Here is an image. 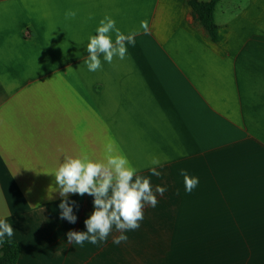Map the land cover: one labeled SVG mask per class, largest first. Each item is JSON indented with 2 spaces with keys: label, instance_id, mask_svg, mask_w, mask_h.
Returning <instances> with one entry per match:
<instances>
[{
  "label": "crops",
  "instance_id": "1",
  "mask_svg": "<svg viewBox=\"0 0 264 264\" xmlns=\"http://www.w3.org/2000/svg\"><path fill=\"white\" fill-rule=\"evenodd\" d=\"M189 1L0 0V219L18 264H264V0H221L218 41ZM105 16L139 34L125 59L101 56L90 72L88 38ZM110 141L167 190L126 242L113 229L68 244L94 197L69 194L77 222L62 220L45 173L65 154L101 159ZM181 169L199 178L191 193Z\"/></svg>",
  "mask_w": 264,
  "mask_h": 264
},
{
  "label": "clouds",
  "instance_id": "2",
  "mask_svg": "<svg viewBox=\"0 0 264 264\" xmlns=\"http://www.w3.org/2000/svg\"><path fill=\"white\" fill-rule=\"evenodd\" d=\"M76 16L75 10L65 12L66 20L75 19ZM140 28L147 33L148 21L142 20ZM96 33L88 38V56L83 61L90 72L102 69L101 56L103 61L109 64L114 58L125 59L127 45H135L139 30L124 34L116 26L114 19L105 16L99 21ZM149 166L152 175H161L157 170L162 166L159 157L151 156ZM139 171L115 142L110 141L105 144L101 159H94L83 152L77 156L65 154L54 171L45 173L55 178L56 186H49L46 198L52 200V193H59L61 201L58 207L62 220L71 224L77 222L73 211L76 202L69 200V194L81 197L87 194L94 197L93 211L84 220L86 231L69 230L66 233L68 244L83 245L88 241L95 245L105 242L113 229L120 232V235L113 239L114 244L119 245L127 241L128 237L124 233L138 229L144 219L143 209L146 206L154 208L158 203L157 194L162 196L167 190L160 185L153 189L150 178L140 175ZM179 174L183 178L185 191L191 193L198 186L199 178L190 176L185 169H181ZM14 232L11 224L5 219H0V242L5 236L12 238Z\"/></svg>",
  "mask_w": 264,
  "mask_h": 264
},
{
  "label": "trees",
  "instance_id": "3",
  "mask_svg": "<svg viewBox=\"0 0 264 264\" xmlns=\"http://www.w3.org/2000/svg\"><path fill=\"white\" fill-rule=\"evenodd\" d=\"M220 1H189L196 20L204 27L214 41H218L219 39V27L215 20V11ZM20 255L21 247L17 242L11 239H3L0 242V264H18Z\"/></svg>",
  "mask_w": 264,
  "mask_h": 264
}]
</instances>
